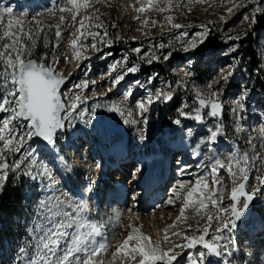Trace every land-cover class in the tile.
I'll list each match as a JSON object with an SVG mask.
<instances>
[{"label": "snow or ice", "instance_id": "obj_1", "mask_svg": "<svg viewBox=\"0 0 264 264\" xmlns=\"http://www.w3.org/2000/svg\"><path fill=\"white\" fill-rule=\"evenodd\" d=\"M136 4L139 6L133 8L144 14L141 22L145 25L149 23L148 14L154 11L168 13L164 19L170 32L187 27L174 22L171 14L183 6L182 0H136ZM227 4L228 15L251 5L243 20L252 25L258 16H264V0H227ZM92 7V0H66L61 4L53 2L35 14L23 9L22 16L32 15L35 21L34 27L25 28V21L14 14L16 5L0 0V192L11 176L27 178L44 193L38 192L33 202V215L25 225L24 236L11 249L9 264H239L244 256L264 255V154L257 151L251 135L245 148L235 144L223 158L216 149L219 139L227 135L226 90L236 88L228 99L235 134L247 130L249 110L264 119V92H258L243 77L235 83L239 65L235 57L227 65L230 70L221 68L217 78L204 88L196 84V69L206 57L211 61L216 55L209 41L212 29L207 24L200 25L201 30L191 35L185 30L167 43H150L147 51L132 47L109 63L100 75L106 84L103 91L97 89L95 79L69 84L71 74L66 76L60 69L56 53L61 25L74 29L75 38L70 43L77 62L91 58L84 54L88 49L103 54L105 48L121 39L118 35L109 37L108 26L116 25L106 26L96 14L98 9L96 13L89 12ZM45 13L58 22L45 26L39 19ZM151 23L163 27L161 21ZM49 31L53 32L51 39ZM241 35L247 36L248 31L227 38L239 40ZM41 44L45 51L38 53ZM176 52L183 53L179 59L184 64L176 73L178 78L160 80L159 72L142 71L144 65L151 68L161 61L170 63L177 58ZM131 54L135 58L130 60ZM129 76L130 82L126 81ZM260 87L264 89V83ZM134 88L141 92L140 98H136ZM180 89L191 93V103L179 99ZM89 90L91 96L87 94ZM161 104L174 111L168 117L169 132L178 134L181 142L194 135L189 121L206 129L193 151L199 157L201 146L207 149L196 165L201 174L194 181L180 180L167 199L172 206L179 201L175 220L153 236L142 230V224L133 222L139 221L140 215L132 213V209H128L126 224L121 219L123 213L116 214L115 224L111 217L91 218L89 201L99 192L97 176L89 175L87 183L73 193L74 198H67L60 189L66 188L79 173L65 150L77 143L82 148L88 140L103 138L109 116H119L124 125L135 126L137 139L143 144L149 138L154 106ZM133 106L139 119L129 120ZM260 148L264 149V128L260 129ZM175 163L181 174L191 167L178 159ZM221 170L226 171L227 182ZM253 170L255 183L250 182ZM136 172L143 177L140 166ZM132 200L135 202V194ZM110 225L113 231L108 235ZM241 244L246 249L243 253ZM258 264H264V260Z\"/></svg>", "mask_w": 264, "mask_h": 264}, {"label": "rangeland", "instance_id": "obj_2", "mask_svg": "<svg viewBox=\"0 0 264 264\" xmlns=\"http://www.w3.org/2000/svg\"><path fill=\"white\" fill-rule=\"evenodd\" d=\"M2 2H5L6 4H14L16 5L14 14L15 16L23 19L25 21V28H31L34 27L35 21L32 18V15H29L27 17L22 16L23 9H27V11L31 14H35L38 11L43 10L44 8L50 7L53 2L56 4H61L66 2V0H33L30 3H20L16 0H2ZM179 2V0H178ZM183 6L182 7H176L174 11L171 13L174 17V22L180 23L183 25H186L187 27L185 29L180 30H172L169 31L170 26L167 24L164 17L168 15V13H156L151 12L148 15L150 16L149 23L145 25L142 23L143 15L137 13L133 6L129 5V3L126 2V0H101V2L97 3L96 0H92L93 7L89 9L90 13H96V10L98 9V13L101 16L102 21H106L107 23L105 25H111L115 24L116 27L112 28L108 26L109 31L112 35H118L121 37V39L116 40L110 48H105L103 51V54L95 53L91 49H88L84 54L90 56L91 58L87 61L81 60L77 62L75 60V54L72 51L71 43L70 41L74 39L75 37L72 35V32L74 31L73 28L69 27L68 24L61 25V38L59 41V46L56 49L57 56L60 59V69L64 72V74L67 76L69 74L72 75V79L69 81V84L72 83H78L81 79H95L97 81L96 87L98 90L103 91L104 87H106V84L104 81H102L99 77L102 73H104L107 69V65L111 62H113L114 59L118 60L121 58L122 55L125 53L130 52V49L132 47H141L142 52L147 51L150 48V43H158L161 40H163L164 43H167L169 39L175 38L176 35L179 34L180 31H188L189 34H193L196 31H200V25L207 24L212 31L219 35H223L225 37L224 41L226 42V47L216 51V55L212 58L211 61L208 60L206 57L204 62H202L199 65V69H205L207 71V74H199L200 70L197 71L196 69V84L200 86L201 88H204V85L207 83H211L214 79L217 78V74L220 71L221 68H224L225 71H228L230 69L227 68V65L231 64L232 57H235L239 61V65L236 69L235 74V83H239L241 80V77H243L244 80L248 81L252 86L256 88L258 92H264L262 88H260L259 80H264V30L260 31H254L255 25L251 24V21H244L243 16L248 15L251 11V5H249L246 8H241L239 10H235L233 14L228 15L226 13V7L230 6L227 4V0H224L222 3L221 0H182ZM135 6L138 7L139 5L136 4V0H134ZM191 8V11L188 9ZM140 16L141 20L134 19L136 16ZM225 16L226 18L224 20H221L220 17ZM264 18V16H262ZM40 21L45 25L49 24H56L58 20L53 19L45 13V15L41 16ZM152 20H158L163 23V27L160 25L153 26L151 21ZM70 23V22H69ZM247 30L252 33V40L250 49L253 53V55L248 56L247 53L242 52L243 47L245 46L244 43H242L243 39L245 38L244 35L240 36L239 40H229L227 37L232 36L235 37L237 33H242L243 31ZM48 35L50 38L53 37V32L49 31ZM109 37H112L111 34H109ZM133 37H135V40H133ZM107 39V37H106ZM118 43V44H116ZM116 44L115 47H121V51H118L117 53L113 50V45ZM235 49L234 51L230 52L228 55H224L223 53L229 52V49ZM152 51H157V49H151ZM111 52V55H108V53ZM183 55V53L176 52L174 53V56H176V59L171 60V62H165L161 61L160 63H154L151 68H149L147 65H144L142 68V71H155L159 72V68L163 69L165 72L160 73V80H169L172 81L176 78V73L179 71L180 68L184 67V64L181 63L179 57ZM65 56L68 59V62L65 63ZM130 60L135 58V54L130 55ZM252 61H257L259 64L257 67H254L251 70V64ZM77 63H79V67H77ZM139 75V78L143 79V75ZM131 76L126 78V81L130 82ZM91 87V86H90ZM213 87H216L215 84H213ZM207 91V89H204ZM134 92L136 95V98H140L141 92H136L134 88ZM236 92V88L232 87L230 92H227L226 90V96H225V118L224 123L227 130L226 139L230 141L232 145L239 144L241 148L246 147L247 143V137L249 135L253 136V142L257 144V151L262 152L264 154V149L260 148V129L264 128V119L258 118V113L251 112L250 110L247 114V119L245 121L246 125V131L240 134H235L234 129L232 127V116L230 112L228 111V99L230 98L232 93ZM89 96H91V91L89 90L87 93ZM109 96H112V93H109ZM178 96L180 100H187L188 103H191V93H185L183 89L178 90ZM115 98V97H113ZM91 102V101H89ZM174 115V111L169 108L167 105H158L154 106V111L150 116L149 120V127H148V141L152 144L153 142H156L158 140H161L163 143L165 142L166 138H168L164 134L166 132L169 133V120L168 117ZM254 118L251 120V118ZM136 118L139 119V116L136 115L134 106H133V116L128 117L129 120ZM253 121V122H251ZM108 130L110 129V124L113 123L115 127L118 128L119 131L121 130H128L129 136H131V145L136 146L140 142L137 139V134L134 130L135 126H126L123 124L121 118L119 116H109V118L105 121ZM189 126H192L194 128V142H198L199 136L203 135L206 131L204 126L196 125L195 122L189 121ZM164 136V137H163ZM240 137L239 139L237 137ZM174 140L177 139L173 138ZM152 146V147H158ZM155 144V143H154ZM84 147V144H83ZM82 147V148H83ZM97 149V147H95ZM77 150V146H71L69 147L70 155L73 156V162L74 164H77L80 166V168H77V172L79 173L78 176L74 177V183L76 186H79L82 188L83 184H85L87 177L89 174H85L86 170L84 169V166L87 165L90 169L91 166L88 164L82 163V160L77 156V153L75 152ZM207 150H205L206 152ZM84 154H88V150H83ZM176 152V150L174 151ZM173 152V153H174ZM228 152H224V154H227ZM66 154V152H65ZM97 156L99 157L98 152H96ZM67 155V154H66ZM178 155L173 154L171 167L175 168L176 166L175 161ZM225 156V155H224ZM227 156V155H226ZM97 160V159H96ZM97 163V161H95ZM102 164V163H101ZM112 173L114 174L117 169L112 168ZM222 171V170H221ZM201 174V173H200ZM255 170H253L252 176L250 178L251 183H255ZM131 175L128 171H125L123 173V181L121 185L128 186V181H130ZM12 180L14 182H19V180L26 182L25 188V199H26V208L22 211L20 216L15 218L13 221L10 218H6L5 221V231H8L6 234L9 237L8 241L9 243H6L5 246L3 245L0 248V261L3 262V264H9V257L12 255L11 249H13L16 245V243L19 242L20 239L24 236V228L27 222L30 221L32 215H33V202L37 198V194L39 192V189L36 187V183L27 180V178L21 177V178H14L11 177L9 180ZM196 178L193 177L190 179L191 181H194ZM105 184L102 185L100 183L99 185V197L102 201L101 204H99L97 200L98 193L94 195L97 201H95V210L97 216L100 214H104V216H101V218L96 217L94 214V219H105L107 220L109 217L113 218V224H115V217L117 213H123L124 216H122L123 222L126 224L128 223L127 216L129 215L128 209H132V213L138 212L140 215L139 221L133 220L134 223L142 224L143 225V231L146 233H149L153 236L157 233V231L163 229V227L167 224L172 223L176 215L178 213V205L179 201H177V206L168 205L164 201L162 207H159L160 209H154L152 208L149 211H144L139 206L136 207H125L121 203L115 204L112 208H110V201L109 196L113 193L111 191H107L108 188L115 187L114 182L111 180L105 179ZM189 181V180H187ZM179 182V181H178ZM227 182V181H226ZM178 183L171 180L167 185V194L172 195L171 189L173 187H176ZM132 188L130 185L128 186ZM69 189H77V187H73L72 182L68 184L66 188H61L60 191H63L67 198L72 199L73 194ZM78 191V189H77ZM107 192V193H106ZM136 190L133 188V192H130L128 190L125 191L124 197L127 198L126 204L130 203H136L132 200V196L136 194ZM40 195H43L44 193L39 192ZM50 194V193H49ZM57 195L60 194V192L56 193ZM106 194V199H104ZM116 195V194H115ZM170 195V196H171ZM119 196V194H118ZM169 197V196H168ZM167 197V199H168ZM114 199L116 197H113ZM92 206V204H91ZM117 207L118 210H114L113 208ZM94 210V209H93ZM112 211V212H111ZM110 212V213H109ZM154 213V214H153ZM190 216L193 214L191 212L188 213ZM153 215V216H152ZM152 216V218L150 217ZM163 217V218H161ZM196 219H199V217H196ZM156 222L153 223V222ZM190 222H195L194 220H190ZM113 231L112 226H109L108 229V235L111 234ZM162 235V233H161ZM246 243V242H245ZM241 253L245 252V245L241 244ZM240 257V254H237V257ZM243 258H245L243 260ZM243 258H240L239 260L241 263L239 264H253L255 262V256H244ZM260 260H264V255H261L260 257H257V264Z\"/></svg>", "mask_w": 264, "mask_h": 264}, {"label": "bare ground", "instance_id": "obj_3", "mask_svg": "<svg viewBox=\"0 0 264 264\" xmlns=\"http://www.w3.org/2000/svg\"><path fill=\"white\" fill-rule=\"evenodd\" d=\"M129 5L133 6L135 5L134 0H126ZM32 3H30L31 5ZM264 123V121H263ZM114 131H119L115 130ZM129 135V134H128ZM130 140H131V136ZM149 137V135H148ZM176 137V136H175ZM107 142L105 143H99V148L102 151V154L104 155V158L101 154H99V157L97 156V164L92 165V168H98V171H100L102 178H101V184H105L106 180H112L114 182L115 187L108 188L107 191H111L114 193V190L116 189L117 185H121L120 181L122 182L123 179V173L125 171H128L132 178H130V181H128V186L130 185L132 188H138V182L141 181L145 185H149L153 181H166V184L164 186H161L155 190L146 198L141 197L143 195L142 193L137 191V196L135 200V207L139 206L144 211H149L152 208L154 209H160L159 207H162L164 201L167 200V197L171 194H167V185L168 183L173 180L175 183L180 180H190L193 177L196 178L197 175H199L200 169L196 167V165L200 162V160L203 158L204 149L201 146L199 151L201 152V156H195L193 155V151L196 149V147L192 150L191 154L186 153L188 150L189 140L186 142H181L179 135L177 134V139L173 142L172 150L165 149L163 143H159L158 147H152V144L147 140L145 143L141 144L139 143L135 147L131 145L132 148V157L131 159H127L124 161H118L119 159L126 158L127 157V149L125 148L126 143V132H109L106 134ZM193 138V137H192ZM100 140H105V138H100ZM131 143V142H130ZM233 145L227 141L226 136L221 137L219 139L218 144L216 145L217 153L223 158L226 155H228L229 151L232 149ZM177 151L176 153H179L176 160H180L182 163H186L191 165L189 169L186 170L184 174H181L178 170V166L176 163L174 164L176 167H171V160L173 158V154H170L171 152ZM224 152H228L227 154H224ZM187 155V156H186ZM225 155V156H224ZM111 157L110 163L107 162L108 158ZM171 157V158H170ZM195 163H194V159ZM114 161H118L117 163H114ZM96 163V162H95ZM102 163V164H101ZM99 165L100 167H97ZM94 166V167H93ZM140 166L142 169H144L143 177L138 176V173L136 172V167ZM148 166V169H146ZM163 166V168H162ZM112 168H118V170L113 174L111 169ZM160 174V175H159ZM137 175V178L135 177ZM222 178L227 181V173L226 171H221ZM170 176V178H169ZM156 177V178H155ZM108 178V179H107ZM78 189V188H77ZM73 189L71 190V193H78L80 189ZM134 189V190H135ZM107 193V192H106ZM97 200L99 204H101L100 197L98 195ZM99 197V198H98ZM104 199H106V194ZM89 208H90V216H94V210L93 206H91V199L89 201ZM153 216V215H152ZM152 216H150L152 218ZM153 223L156 224L154 221ZM260 260V259H259Z\"/></svg>", "mask_w": 264, "mask_h": 264}, {"label": "trees", "instance_id": "obj_4", "mask_svg": "<svg viewBox=\"0 0 264 264\" xmlns=\"http://www.w3.org/2000/svg\"><path fill=\"white\" fill-rule=\"evenodd\" d=\"M20 3H29L33 0H16ZM104 24H106V21H103ZM107 26V25H106ZM264 30V18L262 16L257 17V23L255 24L254 31H260ZM109 31V28H108ZM252 31L248 33L247 36L243 39L242 43L245 44V46L242 49V52H245L248 54V56L253 55L251 49H250V43L252 40ZM109 34L112 35L111 32ZM53 38V37H52ZM51 39V38H50ZM225 37L223 35H219L215 33L214 31L211 32V35L209 37V41L213 47V49L216 51L221 50L226 47V42L224 41ZM116 41V40H115ZM118 44V43H116ZM116 44L113 45V50L117 53L118 51H121V47H115ZM38 53L41 51H45V49L42 47V44L37 48L36 50ZM259 63L257 61H252L251 64V70L254 67H257ZM199 67L197 68V71H199ZM159 72L164 73L165 71L161 68H159ZM199 74H207V71L205 69H201ZM264 83V80H259V84ZM261 88V87H260ZM264 90V89H263ZM74 184V183H73ZM26 182L19 180V182H14L11 179L4 187L3 191L0 192V248L6 243H9L7 236V232L5 231V221L6 218H10L12 221L20 216L22 211L26 208V199L24 197L25 195V188Z\"/></svg>", "mask_w": 264, "mask_h": 264}, {"label": "built area", "instance_id": "obj_5", "mask_svg": "<svg viewBox=\"0 0 264 264\" xmlns=\"http://www.w3.org/2000/svg\"><path fill=\"white\" fill-rule=\"evenodd\" d=\"M113 119H114V117H113ZM110 125H114L113 123H111ZM111 129V128H110ZM109 129V132H119V131H114V130H110Z\"/></svg>", "mask_w": 264, "mask_h": 264}, {"label": "water", "instance_id": "obj_6", "mask_svg": "<svg viewBox=\"0 0 264 264\" xmlns=\"http://www.w3.org/2000/svg\"><path fill=\"white\" fill-rule=\"evenodd\" d=\"M72 79V75L70 76V79H69V81ZM69 81H68V83H69Z\"/></svg>", "mask_w": 264, "mask_h": 264}]
</instances>
